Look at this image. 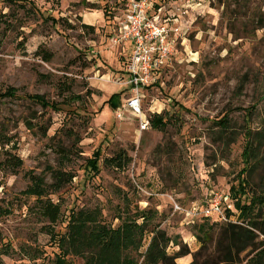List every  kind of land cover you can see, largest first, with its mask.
<instances>
[{
	"label": "rangeland",
	"instance_id": "1",
	"mask_svg": "<svg viewBox=\"0 0 264 264\" xmlns=\"http://www.w3.org/2000/svg\"><path fill=\"white\" fill-rule=\"evenodd\" d=\"M129 1L0 0V96L13 91L0 101V130L11 139L0 145V162L15 145L24 162L16 171L0 167L2 264H55L61 251L37 199L27 194L33 176L43 179L65 216L98 210L102 224L116 228L127 206L131 214L156 210L155 224L173 240L168 254L179 250L176 243L192 253L177 264H191L199 251V264L221 256L215 243L202 250L196 236L211 231L216 240L228 223L188 220L174 203L189 209L205 205L213 192H229L244 168L245 133L264 127V0H155L162 22L180 32L171 33L178 36L175 55L141 91L142 108L149 120L176 118L165 131L143 133L136 117L116 118L123 105L113 110L106 103L114 94L123 103L132 92L131 45L111 41ZM226 115L233 140L216 125ZM59 147L69 150L68 160ZM98 149L100 173L89 174L88 160ZM120 151L129 164L110 167L106 161ZM59 170L74 179L53 194ZM233 220L242 225L237 210ZM52 229L66 233L61 222ZM252 257L246 252L235 264Z\"/></svg>",
	"mask_w": 264,
	"mask_h": 264
},
{
	"label": "trees",
	"instance_id": "2",
	"mask_svg": "<svg viewBox=\"0 0 264 264\" xmlns=\"http://www.w3.org/2000/svg\"><path fill=\"white\" fill-rule=\"evenodd\" d=\"M157 6L155 5V8ZM55 21V20H53ZM87 28V26H85ZM262 26L257 27L259 30ZM263 29V28H262ZM51 56L45 55L48 60ZM12 90L0 96V101L12 97ZM33 97V96H32ZM35 98V97H33ZM41 99V98H40ZM121 94H114L108 100L110 107L116 110L121 105ZM169 120L164 115H156L151 121V127L165 131L169 122L175 119L174 114L167 113ZM222 133V137L232 139L234 135L229 127V115L216 121ZM246 146L242 153L244 168L236 181L230 187V196L239 212L241 224L229 223L220 228L216 240L211 237V231H203L204 237L196 236L202 245V250H208L215 243V249L220 252V257L213 264H235L241 255L249 252L253 255L246 264H264V127L257 133L248 131L245 133ZM233 140V139H232ZM11 139L5 137V128L0 130V145L2 148L10 146ZM18 147L4 152L5 159L0 162L1 169L16 171L23 167V159L16 153ZM58 154L68 160L71 153L62 147L58 148ZM101 150L93 154L88 160L87 171L89 174L100 173ZM130 159L124 151L118 152L115 157L106 161L113 168L123 169ZM56 183L53 185V194L70 184L74 176L64 170L54 173ZM32 186L27 194L37 199L38 213L43 219L51 224L48 234L58 239L60 253L56 255L55 264H73L68 257L70 255L80 257L84 264H177V260L192 255L187 245L176 243L179 250L174 254H168V248L173 240L159 229L155 224L158 217L156 210L137 209L131 214V208L127 206L120 212V225L116 228L102 224L100 211L76 212L70 210L67 216L62 214V207L50 198L48 186H45L41 177H32ZM59 222L64 223L66 233L60 235L52 229ZM150 234V242L142 255V260L136 259L133 254L138 253L146 235ZM3 248H0V264ZM199 251L193 254L191 264H199ZM206 264V262H204Z\"/></svg>",
	"mask_w": 264,
	"mask_h": 264
},
{
	"label": "built area",
	"instance_id": "3",
	"mask_svg": "<svg viewBox=\"0 0 264 264\" xmlns=\"http://www.w3.org/2000/svg\"><path fill=\"white\" fill-rule=\"evenodd\" d=\"M162 8L155 9V0H130L123 16L117 19L116 31L112 43L116 46L130 44L132 53L128 61V84L132 88L131 96L124 99L122 110L116 114L118 120L125 115L136 117L141 133L150 130L151 121L146 117L143 108L142 90L153 83L156 72L175 55L176 39L167 21L161 20ZM178 35V34H177ZM174 210L192 221L214 219L221 223H234L235 205L230 193L213 192L205 205L186 209L174 203Z\"/></svg>",
	"mask_w": 264,
	"mask_h": 264
},
{
	"label": "crops",
	"instance_id": "4",
	"mask_svg": "<svg viewBox=\"0 0 264 264\" xmlns=\"http://www.w3.org/2000/svg\"><path fill=\"white\" fill-rule=\"evenodd\" d=\"M126 51H127V49H126ZM128 51H130V50H128ZM130 53H131V51H130ZM130 53L128 54V56L130 55ZM123 102H124V100H123ZM121 105H123V103H122V102H121ZM121 105H120V106H121Z\"/></svg>",
	"mask_w": 264,
	"mask_h": 264
}]
</instances>
